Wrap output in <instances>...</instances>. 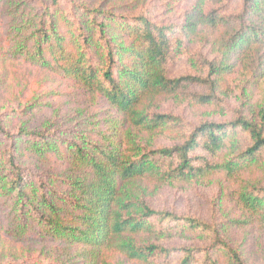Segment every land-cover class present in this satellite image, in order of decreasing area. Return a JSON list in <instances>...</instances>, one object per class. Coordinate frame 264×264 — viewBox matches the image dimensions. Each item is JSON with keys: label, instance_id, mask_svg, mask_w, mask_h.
Wrapping results in <instances>:
<instances>
[{"label": "trees", "instance_id": "16d2710c", "mask_svg": "<svg viewBox=\"0 0 264 264\" xmlns=\"http://www.w3.org/2000/svg\"><path fill=\"white\" fill-rule=\"evenodd\" d=\"M206 1L172 25L75 0H0L10 60L43 68L107 106L95 129L73 140L55 134V122L13 133L0 117V144H8L0 148V236L47 242L31 255L35 264H246L217 224L156 210L128 192L136 182L187 187L264 172V124L243 117L192 124L160 111L172 99L213 105L225 81L264 48V0H241L235 15L206 12ZM208 29L218 33L216 57L190 54V45L210 38ZM187 57L196 72L172 77ZM52 159L65 160L69 174L51 172ZM237 201L264 222V188L247 186ZM178 235L207 244L153 242Z\"/></svg>", "mask_w": 264, "mask_h": 264}, {"label": "rangeland", "instance_id": "374dc122", "mask_svg": "<svg viewBox=\"0 0 264 264\" xmlns=\"http://www.w3.org/2000/svg\"><path fill=\"white\" fill-rule=\"evenodd\" d=\"M88 2L93 8L111 10L119 16L131 17L144 13L157 22L181 25L192 9L200 6L198 0H75ZM206 12L213 9L226 11V14H238L241 0H207L201 5ZM5 5L0 8V117L10 125L13 133L20 126L38 128L46 121L55 122L54 132L67 140H73L74 133L86 129L93 131L92 122L105 116L107 106L103 102L92 104L89 98L81 94L72 83L46 71L43 68L10 60L6 56L4 27L7 20L2 18ZM209 39L190 45L189 53L202 55L208 59L216 57L213 41L218 33L207 30ZM260 56L254 55L253 61L243 65L242 69L225 81L219 100L211 106H197L186 101L166 100L160 111L179 115L186 121L197 124L201 121L232 122L239 117L253 118L264 124V48ZM190 58L179 60L170 69L172 77L192 75L196 72L194 61ZM191 91H203L192 88ZM32 101L37 107L24 112ZM85 102H88L86 105ZM88 106V107H87ZM87 107V108H86ZM86 109L85 115H80ZM88 118V120H87ZM88 121V123H86ZM27 122V123H24ZM97 135V134H96ZM92 135V138H97ZM170 144L159 139L158 143ZM247 145V143H246ZM1 143L0 148L7 147ZM35 168V165H32ZM51 172L67 176L68 165L65 160L52 159ZM48 171L45 169L43 172ZM50 171V170H49ZM242 181L221 178L208 183L187 187H155L147 182H136L129 194L156 210L166 211L179 218H195L205 223L217 224L224 238L233 248H238L246 264H264V222L252 220L249 213L238 204L237 194L249 186L264 188V172L256 169L246 173ZM2 217V216H0ZM3 218V217H2ZM2 235V233H0ZM164 246H205V240L190 235H178L170 239L153 241ZM47 242L29 241L16 244L0 236V264H35L31 255L41 251ZM38 258L37 254L35 255ZM121 264H128L119 259ZM43 264H47L46 261Z\"/></svg>", "mask_w": 264, "mask_h": 264}]
</instances>
